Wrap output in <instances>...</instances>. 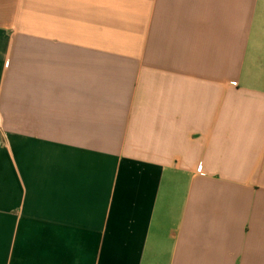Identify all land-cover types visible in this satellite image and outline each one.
<instances>
[{
  "label": "crops",
  "instance_id": "crops-1",
  "mask_svg": "<svg viewBox=\"0 0 264 264\" xmlns=\"http://www.w3.org/2000/svg\"><path fill=\"white\" fill-rule=\"evenodd\" d=\"M0 264H264V0H0Z\"/></svg>",
  "mask_w": 264,
  "mask_h": 264
},
{
  "label": "rangeland",
  "instance_id": "rangeland-1",
  "mask_svg": "<svg viewBox=\"0 0 264 264\" xmlns=\"http://www.w3.org/2000/svg\"><path fill=\"white\" fill-rule=\"evenodd\" d=\"M0 132H1V130H0Z\"/></svg>",
  "mask_w": 264,
  "mask_h": 264
}]
</instances>
